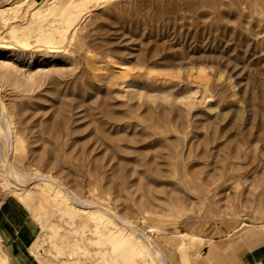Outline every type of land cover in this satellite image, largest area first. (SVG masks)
Listing matches in <instances>:
<instances>
[{
	"label": "rangeland",
	"instance_id": "374dc122",
	"mask_svg": "<svg viewBox=\"0 0 264 264\" xmlns=\"http://www.w3.org/2000/svg\"><path fill=\"white\" fill-rule=\"evenodd\" d=\"M6 1L10 159L88 201L40 180L18 188L0 167V194L38 220L50 263L140 264L131 248L111 250L108 225L99 244V207L144 230L170 264L232 233L264 241V0ZM65 16L72 30L55 38Z\"/></svg>",
	"mask_w": 264,
	"mask_h": 264
},
{
	"label": "crops",
	"instance_id": "0c3cea01",
	"mask_svg": "<svg viewBox=\"0 0 264 264\" xmlns=\"http://www.w3.org/2000/svg\"><path fill=\"white\" fill-rule=\"evenodd\" d=\"M40 234L41 225L27 206L15 195L0 194V264H52L40 248ZM204 247L199 257L192 254L190 264H264V241L249 233L245 239L238 233L216 237Z\"/></svg>",
	"mask_w": 264,
	"mask_h": 264
},
{
	"label": "bare ground",
	"instance_id": "6f19581e",
	"mask_svg": "<svg viewBox=\"0 0 264 264\" xmlns=\"http://www.w3.org/2000/svg\"><path fill=\"white\" fill-rule=\"evenodd\" d=\"M7 1L10 2L12 0H7ZM103 1H112V0H103ZM76 4L77 2L74 0H71L69 3H67L68 6H71V5L75 6ZM13 7L14 6L12 5L1 7L0 16L2 18H5L6 15L12 10ZM89 7L86 6V8H89ZM48 9H50V6H48ZM39 11L40 9L37 8V12ZM61 20H62L61 23H63V29L65 31L61 32L60 34L58 33V36H56L55 38H62V37L69 36L68 31L70 32V30H72L70 26L74 20V16H65L61 18ZM1 105H2V102H1ZM4 109L6 110V108ZM2 111L4 112L3 107H2ZM0 114H2V112H0ZM13 133H14V129L10 125V119L7 118L5 114L3 113L0 117V139H3L4 144H6L7 146L6 147L7 152H5L7 153V155H4V158L0 155V167H2L4 171L5 181H9V182L11 181L14 185L16 184V186L20 188L21 185L22 186L25 185L30 179L40 180L42 182V185L45 188L54 187L53 189H55L56 195L60 194L62 197L73 199L74 202L76 201L81 204L86 203L85 205L87 206L88 201L82 198V196H80L73 189H69V187L65 186V184L61 182L62 180L60 181L58 179L56 180L53 176L48 175L44 173L43 171H37L31 168L18 167L16 165L15 160L10 159L9 152H8L9 150L15 151V146L17 142L15 141V139H13ZM90 214H94L95 217H97V221L95 222L96 224L95 227H96L97 237H99L97 238V240L99 241V244L102 245L104 243V241L101 239V236L105 233V231L100 230L98 227L99 225L104 226L105 224V225H108V230L111 233V237L109 238L107 242H109V245L111 246L112 251L116 249L125 251V249L131 248L136 253V255H138L139 258L141 259L140 264H170L171 263L167 261V257L163 249L161 248V246L157 244L155 245L152 244L153 241L150 240V237L145 233V231L140 229L136 225H134L132 221H130L128 218L120 216L119 214H116V218H119V222L122 225H124V226H117V223L113 221V218L110 216H107L106 212L101 207H99L96 210L91 211ZM132 236H134L133 239H132ZM123 237L125 238L131 237V238H128V240L125 241ZM102 250L104 252L107 251L106 249H101V251ZM150 250H151V253H150ZM123 263L124 262L122 261L119 264H123Z\"/></svg>",
	"mask_w": 264,
	"mask_h": 264
}]
</instances>
